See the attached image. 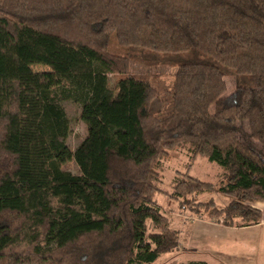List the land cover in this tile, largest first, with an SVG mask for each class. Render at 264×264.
Returning <instances> with one entry per match:
<instances>
[{
  "label": "trees",
  "instance_id": "obj_1",
  "mask_svg": "<svg viewBox=\"0 0 264 264\" xmlns=\"http://www.w3.org/2000/svg\"><path fill=\"white\" fill-rule=\"evenodd\" d=\"M137 65L177 68L170 108ZM65 101L87 128L73 151ZM242 121L264 150V0H0V264L155 263L180 246L162 195L228 227L261 223L264 155ZM180 148L188 170L164 189ZM201 156L224 169L226 205L197 198L217 187L191 174Z\"/></svg>",
  "mask_w": 264,
  "mask_h": 264
},
{
  "label": "rangeland",
  "instance_id": "obj_2",
  "mask_svg": "<svg viewBox=\"0 0 264 264\" xmlns=\"http://www.w3.org/2000/svg\"><path fill=\"white\" fill-rule=\"evenodd\" d=\"M137 66L136 68L133 66L131 73L137 76H148L159 88L167 102V108H170L171 97L165 88L170 89L172 87L177 68L156 67L148 69L140 65ZM32 69L36 72L49 70L47 66L42 64H34ZM118 79V75L109 74V85L112 89H115ZM226 81L229 92L233 91L235 79L228 76ZM63 105L71 120V132L67 143L73 151L85 138L87 128L81 119V106L71 101H65ZM239 126H242L243 132L246 133H243V138L264 155L260 143L249 133L248 122H239ZM188 163L189 152L187 148H180L171 152L170 156L162 161V187L171 190L178 178L185 177ZM63 168L75 174L80 173V168L74 160L65 163ZM191 174L217 186L214 192L207 191L198 194V199L207 201L213 198L221 205H226L231 200V197L222 195L217 190L221 179L225 176V171L216 162L210 161L207 157H198L192 164ZM159 203L163 207L164 214L169 218L171 227L180 232V246L172 252L162 254L152 264H189V262L199 259L200 255L212 264H235V261L229 259L239 258L240 255L241 259L239 258L238 264H264V225L260 227L244 226L237 229V227H228L214 220H206L208 222L204 224L198 221L202 219L200 215L190 211L183 212L177 202L168 199L165 195L159 197ZM258 205L262 206L264 212V200ZM229 234L233 235L229 237ZM245 236L250 239L247 241ZM253 239L255 240L253 241ZM223 242H225L226 251L222 250L224 248L221 249ZM221 243L223 244L221 245ZM213 254L217 255L216 259ZM226 256L229 258L227 259Z\"/></svg>",
  "mask_w": 264,
  "mask_h": 264
},
{
  "label": "crops",
  "instance_id": "obj_3",
  "mask_svg": "<svg viewBox=\"0 0 264 264\" xmlns=\"http://www.w3.org/2000/svg\"><path fill=\"white\" fill-rule=\"evenodd\" d=\"M261 202V201H260ZM260 202H258V203H260ZM258 203L256 204V206L258 207V208H261V209H263L262 208V206H260V205H258ZM199 222H201V223H206V222H208V221H206V220H203V219H199L198 220ZM202 225V224H201ZM264 225V221L263 222H261V223H259V224H257V225H254V227H260V226H263ZM199 228H200V225H199ZM236 228V227H235ZM237 229H238V227H237ZM236 229V230H237ZM233 234H229V237L230 236H232ZM242 237H244V236H242ZM246 237V236H245ZM247 238V241L250 239L249 237H246ZM228 240V239H227ZM255 239H253V241H254ZM220 241H221V239H220ZM251 241V240H250ZM249 241V242H250ZM224 243V244H223ZM223 243H221V245L223 244V246H221V249L222 248H224V249H222L223 251H226L225 249H226V246H225V242H223ZM248 244H250V243H248ZM251 245V244H250ZM254 247V246H253ZM219 249V248H218ZM217 249V250H218ZM214 255V254H213ZM241 256V255H240ZM240 256H239V258H240ZM214 257H215V259L217 258V255H214ZM226 258L228 259L229 258V256L227 257L226 256ZM239 258H233V259H229V260H232V261H235L234 263L235 264H238L237 262H239ZM241 259V258H240ZM197 260H205V261H207V259L204 257V256H202V255H200V258L199 259H197ZM208 262V264H212V262H209V261H207ZM240 264V263H239Z\"/></svg>",
  "mask_w": 264,
  "mask_h": 264
}]
</instances>
